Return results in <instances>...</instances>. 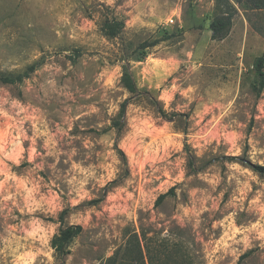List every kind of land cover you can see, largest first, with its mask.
Listing matches in <instances>:
<instances>
[{
	"label": "rangeland",
	"instance_id": "1",
	"mask_svg": "<svg viewBox=\"0 0 264 264\" xmlns=\"http://www.w3.org/2000/svg\"><path fill=\"white\" fill-rule=\"evenodd\" d=\"M227 1L0 0V73L35 66L0 83V264H264V8Z\"/></svg>",
	"mask_w": 264,
	"mask_h": 264
},
{
	"label": "trees",
	"instance_id": "2",
	"mask_svg": "<svg viewBox=\"0 0 264 264\" xmlns=\"http://www.w3.org/2000/svg\"><path fill=\"white\" fill-rule=\"evenodd\" d=\"M216 6L218 9H227L229 7V2L227 0H216ZM253 6L256 9L264 8V0H253ZM232 19L229 14L222 13L216 15L210 23V31H211V39L215 41L223 40L229 34L231 29ZM124 28V24L122 21H118L116 19L105 20L102 24V32L105 37L109 39L116 38ZM171 35L164 34L159 36L152 42L144 41L138 45V50L142 55L145 54V51L148 48L154 47L162 41H166L170 39ZM253 69L256 73V76L259 81V87L257 91H260L264 86V58L259 57L256 58L253 64ZM35 70V66H29L26 71L16 75H4L0 73V83L5 85H14L21 83L24 79L28 78L31 73ZM120 83L122 87L132 96H136L139 94L136 84L133 80V77L127 67L122 72ZM127 103L124 102L121 104L118 119L114 122V127L116 129L117 134H120L122 128L124 126V117L126 113ZM253 170L260 174L264 175V166H252ZM167 195H173V189H170L166 194L160 195L156 203H160ZM81 231L80 226H70L65 229L59 231L58 234L54 235L51 240V247L55 250L59 255H63L66 253V246L71 241V239L78 235Z\"/></svg>",
	"mask_w": 264,
	"mask_h": 264
}]
</instances>
